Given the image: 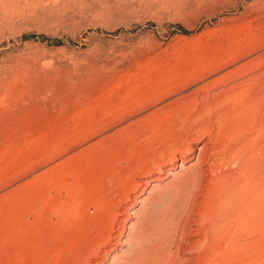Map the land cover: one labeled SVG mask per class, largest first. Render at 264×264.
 <instances>
[{
    "label": "rangeland",
    "instance_id": "374dc122",
    "mask_svg": "<svg viewBox=\"0 0 264 264\" xmlns=\"http://www.w3.org/2000/svg\"><path fill=\"white\" fill-rule=\"evenodd\" d=\"M208 131L220 159L244 137L238 182L264 187V0H0V264H80L127 170L181 140L196 156ZM171 195L147 205L142 249L184 239L177 221L155 231L185 211ZM246 227L229 264H264V212Z\"/></svg>",
    "mask_w": 264,
    "mask_h": 264
},
{
    "label": "bare ground",
    "instance_id": "6f19581e",
    "mask_svg": "<svg viewBox=\"0 0 264 264\" xmlns=\"http://www.w3.org/2000/svg\"><path fill=\"white\" fill-rule=\"evenodd\" d=\"M212 99L214 102H221L220 94H213ZM202 100L205 101V97ZM205 104L208 108L207 99ZM212 133L208 131L206 133L208 136L207 140L201 143L199 147H195V150L197 149L196 156H192L194 147L185 139L187 142L181 140V145L176 144V148L172 154L163 157L156 164L155 168H152L153 166H149L148 164H141V168L138 170L142 175L134 176L135 174L133 175L130 169L127 170L126 177L122 179L119 187L117 186L118 191L111 197L113 198V206L109 212L108 219L97 233V236H95L94 241L91 242L92 245L88 255L80 264H102L103 260L96 262L92 259L101 254L109 255L111 251L120 250L128 258L129 245L132 243L137 248L134 252L135 254L131 252L132 255L129 257V259L132 258L131 261L134 259L133 264H229V261L231 258L234 259L233 256L238 250L236 246L237 234L241 231L244 233L247 228L246 226L253 224L257 214L264 212V187L262 183L258 184L255 180L252 183L250 179H244L238 182L239 175L242 174L240 156H242L243 145L246 142L245 138L240 137V139L238 138L236 140L237 142L233 140L232 142L234 144L237 143L233 147V144H230L231 142L228 143V140L225 141L231 145V147L227 146L230 147V156L231 154L233 155L231 153L232 151L238 158L233 155V159H227L225 155L226 157L224 159H220L216 155H219L222 150L221 152L217 150L218 153L209 146L213 140L211 139ZM223 134L228 136L227 134L229 132ZM223 138L228 139V137ZM184 142L186 143L184 144ZM213 142L215 143V140ZM225 142L223 139V143ZM226 144H224L225 147ZM227 153L229 154V152ZM178 154L181 155L179 162ZM190 159L191 161L188 162ZM231 165L234 168H227V171L222 170L223 167H229ZM246 172H244V175ZM166 194H172V203H169L172 206H174L173 204L181 202L183 195L185 200H187L184 206L185 211H183V215L179 212L177 214L171 213L161 217L158 216L155 231L161 227L165 229L168 223L172 225L173 222L177 221L179 225L181 224L178 233L184 236V241L180 239L178 244L174 245L176 246L174 252L167 244L166 239L161 244L156 243L157 245L154 248L150 246V242L147 246L151 247V249L146 247L142 249V243L144 244L145 241L152 240L149 231L154 230V227L152 230L149 229V227L154 226L152 224L154 222L151 220L150 215H146L150 213L146 210V207L154 200L161 202V198L163 199ZM120 208L125 209V216L124 219L119 220L117 228H115L114 223L116 222V216ZM133 215H139L141 219L137 220L135 225H127L126 221L133 217ZM146 216L150 217L147 218ZM152 219L154 218L152 217ZM115 229L118 231L117 233H114ZM126 229L128 231L127 234L124 233ZM134 231L136 233L132 236ZM164 233L166 231L162 233V237L160 236L161 240L164 238ZM122 234L125 236L124 239L121 237ZM131 236L134 237V242L131 240ZM192 236H195L194 240L190 239ZM120 245L126 246L127 251L126 249L122 250V248H119ZM183 246H185V250ZM181 248H183L184 252H181ZM141 251L147 256L146 258L141 256ZM192 251L196 252V255L194 257L188 256ZM127 258L122 259L127 260ZM110 264L114 263L110 261Z\"/></svg>",
    "mask_w": 264,
    "mask_h": 264
}]
</instances>
